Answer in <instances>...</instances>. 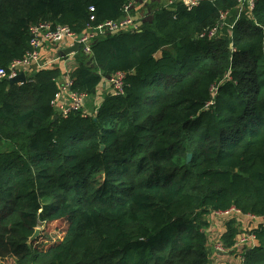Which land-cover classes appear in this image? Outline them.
<instances>
[{
    "label": "trees",
    "instance_id": "1",
    "mask_svg": "<svg viewBox=\"0 0 264 264\" xmlns=\"http://www.w3.org/2000/svg\"><path fill=\"white\" fill-rule=\"evenodd\" d=\"M125 1L0 0V67L30 49L32 25L81 34L119 18ZM238 4L151 2L138 30L73 55L66 75L87 97L126 74L123 92L109 91L95 113L55 109L58 65L9 87L0 79V259L208 264L211 213L264 217V0L230 35H208ZM41 221L66 224L47 251L30 240ZM239 232L226 220L218 243L233 248ZM251 232L243 264H264V221Z\"/></svg>",
    "mask_w": 264,
    "mask_h": 264
},
{
    "label": "built area",
    "instance_id": "2",
    "mask_svg": "<svg viewBox=\"0 0 264 264\" xmlns=\"http://www.w3.org/2000/svg\"><path fill=\"white\" fill-rule=\"evenodd\" d=\"M140 0H126L123 4L122 12L123 14L117 19L106 20L96 26H87V29L81 34H76L67 25H55L52 26L47 22H40L34 24L30 27L31 38L29 41L30 49L19 59H14L6 68L0 67V79H9L16 77L20 73H27L31 69H40L49 65H54L56 59H51L49 61H43L41 58V49L45 46L56 45L64 42L71 43L73 46L75 43L79 44V52L82 54H91V44L98 38L106 34L116 33L119 31H136L139 28V22L135 17L134 11ZM188 9H192L198 6L202 1H214V0H179ZM256 0H238V6L234 9L238 10V14L235 20L241 17V11L247 12L248 17L250 16ZM90 10H93L90 7ZM228 12H221L219 16L218 23L208 31L209 36H215L217 32H221L222 28L227 25ZM93 19V16L90 17ZM235 22H233L232 27ZM72 53L69 55H75ZM67 55V56H69ZM59 59V58H58ZM57 59V60H58ZM125 72L116 71L108 77V83L112 94H120L123 92V86L125 82ZM72 79L66 75L59 85L58 93L55 95L53 100V105L55 109L64 116H67L70 112L81 111L86 95L81 92L71 90ZM20 84V83H19ZM64 95L67 97L63 98ZM218 216H224V219H236L240 216H246L250 218L251 221H257L256 224L251 227V229L256 228L257 224L264 221V217H255L253 215L242 214L234 208H230L226 211L215 212ZM256 244L255 235L249 231L248 236H241L236 239L233 249H235L236 263H244V253L248 248L253 247ZM217 249L222 254L226 253V250L220 243H217Z\"/></svg>",
    "mask_w": 264,
    "mask_h": 264
},
{
    "label": "rangeland",
    "instance_id": "3",
    "mask_svg": "<svg viewBox=\"0 0 264 264\" xmlns=\"http://www.w3.org/2000/svg\"><path fill=\"white\" fill-rule=\"evenodd\" d=\"M237 20H234L233 22H236ZM232 22H228L227 21V25L224 26L221 30V34H231V29H232ZM52 46V45H51ZM45 47H49V46H45ZM42 50V49H41ZM54 58L52 59H56L55 63H58V61H61V57L60 55L58 56H53ZM59 58V59H58ZM58 59V60H57ZM43 60V58H42ZM51 60V59H50ZM43 61H49V60H43ZM59 65V63H58ZM64 77L61 79H59V83L61 84L63 81ZM103 84H105L104 86H102ZM102 85L98 87L97 92L93 95V96H86L85 102H84V106L82 108V111H86V112H91L93 111L94 113L97 111V107L100 104L102 98L109 92L111 91L109 83H108V77L103 78L102 79ZM66 97V96H65ZM67 98V97H66ZM217 220H220L222 222L225 221L224 216H218L214 213H211L208 217H207V221H208V225L206 227V232H207V236H208V245H212L214 247V250H216V252H218V254H216V256H218L219 254L222 255L221 252H219V250L217 249V243H218V233L217 230H211L212 225L217 222ZM65 226L66 224L64 222H46V221H41L39 222V224L36 226V230L38 231L37 235L35 236V238L33 239V242L36 241L38 245H42L43 249L45 251H47L49 249V247L51 245H53L54 242L58 241L59 239H61V237L63 236L64 230H65ZM238 229H239V234L236 237V239L240 238L241 236H248L249 231L251 230V228L248 229L247 225H244V227H242L240 224L237 225ZM210 248V247H209ZM231 252V251H230ZM232 253V252H231ZM235 253V252H234ZM236 258V257H235ZM236 263V262H235ZM0 264H14V259L12 257H7L5 259H0ZM208 264H219L216 259L214 258V256L211 254L209 255V263ZM232 264V263H230Z\"/></svg>",
    "mask_w": 264,
    "mask_h": 264
},
{
    "label": "crops",
    "instance_id": "4",
    "mask_svg": "<svg viewBox=\"0 0 264 264\" xmlns=\"http://www.w3.org/2000/svg\"><path fill=\"white\" fill-rule=\"evenodd\" d=\"M176 1H179V0H142L141 3H138V5L134 11L135 17L137 18V20H139L137 15H139V13H141L143 11L145 5L148 3L150 4L152 2V3H156L158 5H169V4L176 2ZM237 14H238V10H236V9L231 10L228 13V17H227L226 22L228 21V22L233 23V21L237 17ZM241 17H248L247 12L242 10L241 11ZM69 47H72L71 43H69V42H64V43L52 45L49 47H44L41 50V58H43V60H50V59L54 58L53 56H57V55L59 56L63 52L64 49H68ZM73 58H74L73 55L65 56L64 58L60 59L61 61H58L59 65H58V63L54 62V65L60 66L62 73L65 74L61 77V79L66 76V73L68 72L69 67L71 66V64L73 62ZM104 85L105 84H103L102 86H104ZM63 98L66 99L65 95ZM235 221H236V225L240 224L242 227H244V225H247L248 229L253 227L257 222V221H251L250 218H247L246 216H243V215L240 217H237L235 219ZM225 222H226V219L224 222L217 220V222H215L211 227V230L215 229V230H217V232H219L217 234L219 236L218 239L220 238V235L225 231ZM208 247H210L209 249H210L211 254L214 256V258L216 259V261L219 264H230V263L234 264L236 262V258H235L236 251H235V249L227 248L225 254L223 253L222 255L219 254L218 256H216V254H218V252H216V250H214V247L212 245H210V246L208 245Z\"/></svg>",
    "mask_w": 264,
    "mask_h": 264
},
{
    "label": "water",
    "instance_id": "5",
    "mask_svg": "<svg viewBox=\"0 0 264 264\" xmlns=\"http://www.w3.org/2000/svg\"><path fill=\"white\" fill-rule=\"evenodd\" d=\"M79 51V44L75 43L72 47H69L68 49H64L63 52L60 54L61 57H65L72 53H77ZM8 80V87L12 84H19L26 81V75L22 72L18 74L16 77L9 78ZM190 155H187V160H189ZM38 231L35 229L33 235L31 236L30 240L33 241L35 236L37 235Z\"/></svg>",
    "mask_w": 264,
    "mask_h": 264
}]
</instances>
